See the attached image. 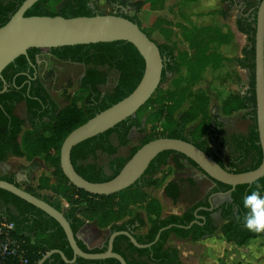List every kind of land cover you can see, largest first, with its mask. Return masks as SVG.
I'll return each mask as SVG.
<instances>
[{
  "label": "trees",
  "instance_id": "1",
  "mask_svg": "<svg viewBox=\"0 0 264 264\" xmlns=\"http://www.w3.org/2000/svg\"><path fill=\"white\" fill-rule=\"evenodd\" d=\"M25 0H0V27L4 26L16 13ZM60 0H39L25 12L30 16H63L65 18L96 16L104 14L97 6L96 0H63L56 10L54 4ZM113 1V0H112ZM155 1V0H154ZM227 5L224 17L229 12L238 9L236 19L237 30L246 36L247 43L242 49V56L236 59L237 65L246 70L248 86L242 96H237L233 106L225 108V113H231L241 108H247V117L251 120L247 134H233L230 144L227 139L222 140L226 145L230 158L224 160L216 155L211 148V142L215 139V132L210 126V134L202 137L203 128L207 123L202 122V127L195 133L188 130V115L181 113L178 118L164 117L165 107L156 110L155 117L159 122L161 135L143 140L139 145L130 149L127 157L118 156L119 148L128 146L131 142L133 131L143 133V122L137 117L138 112L122 121L114 128L87 139L76 145L71 152V160L75 170L85 179L91 182H105L113 179L137 152L147 142L160 138H176L193 143L208 155L212 156L223 168L230 172L242 173L254 170L262 162L263 154L259 143L257 128V104L255 93V34L257 10L261 0H223ZM137 23L141 29V21L133 15H123ZM143 31L150 37L151 34ZM189 38L192 32L185 30ZM154 40V39H153ZM155 41V40H154ZM156 42V41H155ZM157 43V42H156ZM158 44V43H157ZM164 59V68L160 86L146 104L152 102L155 95L162 93V84L166 82L169 74L178 73L182 63L175 54L174 48L169 44H158ZM48 51L56 58L64 61L78 63L84 66V74L81 79L79 92L73 96L66 94L68 105L60 108L46 87L35 80L28 81L27 75L19 72L27 70L31 62H35L36 54ZM27 68V69H26ZM145 69V61L137 48L127 41L100 42L89 45L63 46L51 49L31 48L27 56L21 55L10 63L2 72L0 78V91L7 86V90L0 93V162H6L9 156L24 157L32 160L39 157L44 165L52 172V179L59 185H63V179L69 185L67 188H58L59 197L67 203L63 207L58 199L49 195L40 194L39 191L47 190L50 177H42L34 187L30 177L38 162H31L23 166L27 172V179L19 183L14 174L4 175L0 179L6 180L34 196L43 199L50 205L61 211L68 220L76 237L78 246L87 253H101L106 251L111 233L127 230L138 243H152L159 231L172 225L161 232L159 239L148 248H136L127 236L120 235L115 238L113 250L123 256L127 264H184L180 260V252L176 247L168 246L171 234L175 233L181 238H190L197 242L214 236L220 230L227 242L238 245L245 244L253 237L264 235V177L252 184L237 185L234 190L229 185L218 182L220 190L229 192L223 199L220 198L216 209L220 211L223 225L218 227L210 214L204 226L193 224L186 229L178 225L187 226L193 221V208L182 215H171L161 218V204L156 201L147 211V215L155 219L150 223L145 233H137L146 226L145 219L139 213L133 214L122 223H113L110 226V234L105 239V244L100 248H90L89 239H101L100 217L108 204L116 197L122 202L124 194L128 190L146 186L161 168L168 164L172 151L160 153L149 165L148 169L128 189L110 196H95L78 189L63 174L60 166V150L65 138L76 128L86 123L101 111L121 101L139 84ZM117 74L115 84L111 91L101 90L109 80V72ZM31 74V73H30ZM32 75V74H31ZM25 103L26 120L15 114L17 104ZM28 124V127H26ZM26 127V128H25ZM198 132H201L197 134ZM115 135L118 145L112 140ZM220 138V137H219ZM105 153L109 157L108 174L101 164L97 162L98 153ZM23 185V186H22ZM170 189L172 191H170ZM179 194L177 186L169 184L166 187V195L175 202ZM0 218L12 221L16 226V235L26 238L29 262L37 264L38 261L53 249L61 250L68 259L73 258V251L68 243L65 232L59 223L44 211L0 188ZM138 222V223H136ZM26 235V236H25ZM135 254V256H133ZM0 264H21L19 261L9 259ZM43 264H66L60 255L53 254ZM75 264H121L117 259L86 260L78 257Z\"/></svg>",
  "mask_w": 264,
  "mask_h": 264
},
{
  "label": "rangeland",
  "instance_id": "2",
  "mask_svg": "<svg viewBox=\"0 0 264 264\" xmlns=\"http://www.w3.org/2000/svg\"><path fill=\"white\" fill-rule=\"evenodd\" d=\"M62 1L54 4L52 10H56ZM111 1L96 0L97 6L104 14H111ZM135 3L138 8L132 10L131 14L140 19L142 28L150 33L158 44L166 43L174 48L175 54L181 60L182 68L178 73L169 74L166 82L162 84V93L155 95L152 102L145 104L137 113L145 131L143 133L133 131L130 144L120 147L118 156L127 157L133 146L139 145L145 139L161 135L155 111L163 106H166L164 117L176 119L181 113H186L187 127L192 133L202 127V122L207 123L202 131L204 138L210 134L209 128L213 123L222 127L227 139L233 133L247 134L251 125V120L246 116L247 108L243 107L229 114L224 112L225 108L233 106L235 98L238 95L242 96L248 86L246 70L236 63L247 43L246 36L236 28L239 10L233 9L228 17H224L227 5L223 0H135ZM186 29L192 32L189 38L185 34ZM41 59L48 63L49 69L54 70L52 75L55 74V81L45 80L46 88L60 105L66 104L63 89L68 87V94L71 96L79 92L78 80L84 67L60 62L47 52ZM116 78L117 74L114 71L109 72L108 83L101 86V90L111 91ZM15 113L25 117L23 104L18 105ZM199 133L201 132L197 134ZM112 140L118 145L115 135H112ZM114 157L98 153L97 162L104 166L108 174H111L108 162ZM229 158L227 155L224 159ZM32 161L41 164L39 170L31 176L32 185L36 187L39 179L50 177L47 190L39 193L58 199L63 207H67V203L58 195V188H67L69 185L64 179V184L58 185L51 178L52 171L39 157L29 160L9 156L6 162H0V176L15 174L21 166H28ZM183 165L184 169L179 170L178 168ZM183 175L197 176L191 172L183 157L177 160L173 158L149 180L146 186L126 191L122 202L120 197L114 198L115 201L108 204V209H105L100 217L102 238L86 240L89 247H102L110 234V226L130 218L135 213L141 214L146 222V226L137 232H145L155 219L147 215L146 210L154 206L156 201L161 204V217L180 214L188 208L200 194L206 193L209 182L207 179L199 182L201 175H198L196 177L198 186L184 182L178 202L173 203L170 199L164 198L166 186ZM146 181L148 179L143 182ZM214 220L218 227L223 225L218 213L214 215ZM167 245L179 249L180 260L184 264H264V235L253 237L245 244L238 245L227 242L220 230H217L214 236L197 242L171 235Z\"/></svg>",
  "mask_w": 264,
  "mask_h": 264
},
{
  "label": "water",
  "instance_id": "3",
  "mask_svg": "<svg viewBox=\"0 0 264 264\" xmlns=\"http://www.w3.org/2000/svg\"><path fill=\"white\" fill-rule=\"evenodd\" d=\"M39 0H25L11 19L0 27V78L3 70L21 55L27 56L28 49H51L63 46L89 45L100 42L127 41L132 43L145 61L143 76L127 97L96 114L86 123L73 130L63 141L60 150V166L66 178L80 190L95 196H110L128 189L142 178L151 162L162 152L178 153L186 161L191 160L196 166L193 171L204 173L214 181L229 185L232 190L237 185L252 184L264 177V0H261L256 17L255 34V93L257 104V128L262 149V162L258 168L235 173L223 168L212 156L188 141L176 138L160 137L143 146L130 158L120 172L111 180L91 182L82 177L71 160L72 149L79 143L114 128L116 125L135 115L153 96L161 84L164 59L158 44L148 37L139 25L128 18L116 14H99L65 18L63 16H30L25 12ZM7 90L4 87L0 93ZM0 188L11 192L34 205L55 219L63 228L68 243L73 251V258L68 259L59 249L47 252L37 264H43L53 254L61 256L66 264H75L78 257L86 260L117 259L127 264L122 255L114 252L113 246L117 236H127L137 248L151 247L160 237L162 228L152 243L140 244L129 231L113 232L108 240L107 249L101 253L84 252L76 241L73 230L64 214L48 202L24 189L0 179ZM212 209V208H211ZM204 218V217H203ZM189 225H178L190 228Z\"/></svg>",
  "mask_w": 264,
  "mask_h": 264
},
{
  "label": "flooded vegetation",
  "instance_id": "4",
  "mask_svg": "<svg viewBox=\"0 0 264 264\" xmlns=\"http://www.w3.org/2000/svg\"><path fill=\"white\" fill-rule=\"evenodd\" d=\"M111 5H112L111 14H116V15H121V16H123V15H132L131 14L132 10L138 8V5L135 3V0H113V1H111ZM45 52L49 53L54 59H56V60H58L60 62L73 63V62H70V61L60 60V59L56 58L53 54H51L50 52H48L46 50L44 52H40V53L36 54L35 62H31L30 63V67L28 69L26 68L27 70L19 72L18 74H20V75L16 76L15 80L17 78L19 79L20 78L19 76H21V75H27L28 81L33 82L35 80H38L44 86H45V84H44L45 80H47V79L54 80L55 79L54 78L55 74L52 75L54 73V70L49 69L48 63L44 59H41V56ZM73 64H78V63H73ZM78 65H81V64H78ZM42 66H43V68H42ZM83 74H84V71H83V73L81 74V76L79 77V80H78V90L80 89V85H81L80 83H81V79L83 77ZM65 93L68 94V87L63 89L64 99H65L64 101L66 102V104H64V105H60L54 99V97L51 95L53 97V99L55 100V102L59 105L60 108H63V107H65V106H67L69 104L68 101H67ZM20 104H23V106L25 108V103L21 102V103L17 104L16 109H17L18 105H20ZM16 116H18V115L16 114ZM18 117L21 118V119L26 120V117H27L26 108H25V117H21V116H18ZM26 127H28V124H26ZM212 129H214L213 131L215 132V135H214L215 139H213V141H210L211 142L210 143L211 144V148L213 149V151H214V153L216 155L222 156V158L224 159L227 155L229 156V150H228V148H226L227 146L226 145L225 146L222 145V140L227 139L226 135H225L224 131H222V127L218 126L216 123L212 124ZM233 134H236V133H233ZM233 134H231L229 136V138L227 139L228 144H230V137ZM179 157H183V156H181L178 153H173L170 156V158H169L168 164H169L171 159L174 158V159L177 160ZM184 159L186 161V158H184ZM32 162H35V161H32ZM186 163H187L188 167L191 169L192 173L196 174L197 176L201 175L200 178H199V182H202V181H204V179H207L208 182H209V185H208V187L206 189V193L200 194V196L188 208L184 209L180 214H171V215H182L185 212H187V211H189V210H191L193 208V221H197V222H194V224H200L201 226H204L207 223V220H208L207 214H210V219L213 220L214 223L216 224V222L214 220V215L218 213L219 216H220V211L216 209V206H217L220 198L223 199L229 192L228 191L224 192V191L220 190V187L217 185L218 182L212 180L211 178L206 176L204 173H197V172L193 171V167L194 166L197 167V165L194 162H192L191 160H188V161H186ZM184 166L185 165H183V167H180L178 169L179 170L184 169ZM39 168L40 167L37 166L36 169L34 170V172L38 171ZM33 173L31 174V176L33 175ZM6 175H9V174H6ZM14 175L16 176V179H17V181L19 183H22V182H24L27 179V172L22 166L20 167V170L17 173H15ZM2 176H4V175H2ZM2 176H0V177H2ZM197 176H192V175L186 176V175H183V176H180V177L176 178L175 182H170L169 183V184L177 186V188L179 190V194H178V197H177L176 201L174 202L172 200V198H170L169 196L166 195V188L164 190V198L170 199L173 203L178 202V200H179V198L181 196V193H182V187L184 185V182H189L190 185H197L198 186V183L196 184V182H197L196 177ZM143 181L144 180H142V179L140 180L141 183ZM170 191H172V190L170 189ZM171 215H168L167 217H169ZM161 218H166V217H161ZM220 218H221V216H220ZM120 223H122V222H120ZM136 223H138V222H136ZM121 231H127V230H121ZM145 232H143V233H145ZM171 235H173L176 238H181V237L177 236L175 233H173ZM184 239H186V238H184ZM138 249H144V248H138ZM133 256H135V254Z\"/></svg>",
  "mask_w": 264,
  "mask_h": 264
},
{
  "label": "built area",
  "instance_id": "5",
  "mask_svg": "<svg viewBox=\"0 0 264 264\" xmlns=\"http://www.w3.org/2000/svg\"><path fill=\"white\" fill-rule=\"evenodd\" d=\"M28 251L26 238L16 235L15 223L0 218V262L14 259L21 264H27L29 262Z\"/></svg>",
  "mask_w": 264,
  "mask_h": 264
},
{
  "label": "crops",
  "instance_id": "6",
  "mask_svg": "<svg viewBox=\"0 0 264 264\" xmlns=\"http://www.w3.org/2000/svg\"><path fill=\"white\" fill-rule=\"evenodd\" d=\"M39 181V180H38ZM38 185V184H37ZM43 191H46V190H43Z\"/></svg>",
  "mask_w": 264,
  "mask_h": 264
}]
</instances>
